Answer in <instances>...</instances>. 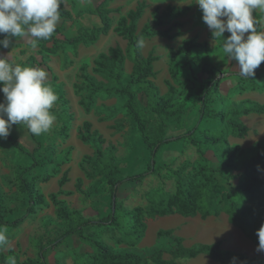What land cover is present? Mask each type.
Masks as SVG:
<instances>
[{
	"label": "trees",
	"instance_id": "1",
	"mask_svg": "<svg viewBox=\"0 0 264 264\" xmlns=\"http://www.w3.org/2000/svg\"><path fill=\"white\" fill-rule=\"evenodd\" d=\"M146 7L144 1L138 2L134 10H130L126 15L119 17L116 26L113 28L115 33L127 41L125 51L119 46L110 47L107 51L99 53L94 59L93 72L106 81H98L87 74L85 68H81L80 78L85 84L88 96L86 101L81 100L79 104L85 112H89L99 93L107 96L123 97V107L136 125L143 147L148 152V161L138 173L115 180L114 176L117 174L118 169L112 165L114 157H103L102 146L105 140L97 132L91 130L89 122H83L78 132V138L83 143L93 144L92 169L94 171L99 169L97 174L104 177L109 187L110 212L106 216L96 219H86L78 211H71L63 201L58 199V196L63 194L61 190L58 193L50 194L49 200L56 207L57 216L66 223L67 228L57 239L39 248L37 264H48L46 260L47 252L66 245L67 239L74 235L81 242L89 243L94 251L92 255H88L78 253L73 249L74 264H179L173 260L164 259L162 249L154 251L147 257H141L132 252L116 253L111 246L103 241L84 234V230L92 226L114 228L121 234V238L118 240L119 243L134 247L144 236L146 230L145 220L147 218L154 219L172 214H179L183 217L199 215L202 219H205L209 216L218 217L221 213H225L231 225L238 228L255 245H258L256 230L264 223V179L260 177L262 171H264V136L248 150H243L239 146H230L227 136L243 138L249 129L242 123L240 117L249 114H264V103L259 104L244 100L239 107L231 106L226 111L214 109L215 104L221 102L220 84L229 75L213 64L210 51L205 42H198L196 37L183 40L176 49H170L168 52V72L170 79L176 82L180 76L177 70L179 64L192 70H198L199 73L196 77L198 87L195 96L197 111L193 113L196 119L195 124L188 132L176 136H166L164 129L167 125L164 120L180 114L184 116L188 110H186L185 104L177 99V90L170 81L166 82L167 93L165 95L160 94L153 81L155 76L153 64L157 58L152 53H149L146 57H140L138 51L141 46L138 47L137 42L140 40L144 42L147 38L156 34L169 40L181 36L180 32L170 34V31L174 28L181 26L177 21H174L166 30L157 29L167 25L169 21L185 15L191 10L192 5L185 7L166 6L163 10L155 8L151 13V19L138 30L137 23ZM60 10L62 13L61 19L64 22L74 21L71 13L65 10L62 5ZM112 12V10L106 8L103 0L91 12L98 17L99 26L79 27L72 37L64 36L62 34L63 28L58 26L51 40L38 42V54L44 59L48 55L56 54L63 46H70L75 49L78 45L88 46L94 44L99 36L107 35L112 29L113 23L110 18ZM261 17V15L254 13L256 20L259 21ZM257 27L260 30L259 23ZM126 58L132 62V69L125 78L124 65ZM21 65L34 67L41 64L36 61L34 56H30ZM263 66L264 62L256 70L255 77L246 78L240 74L237 76L242 83L256 90L257 86L254 80L259 77ZM48 71H50L49 68ZM201 74L204 75V80L200 79ZM51 77L53 81L57 80L54 74H51ZM134 86L140 90L145 98L144 107H141L139 103L138 94L132 90ZM244 87L240 88L244 89ZM75 89L79 90L80 88L75 85ZM58 100L61 102L63 115L66 113L68 102L63 94L59 96ZM67 115L66 122H64L65 119L61 115L59 116L62 122L59 134L63 137H67L68 124L72 120V115ZM151 118H158L161 121L156 134H151L149 131ZM208 120H215L221 125L218 131H207L202 135L203 143L211 148H216L217 153H221L217 154L219 155L217 167L214 168L204 163L192 168L185 174L179 170H169V178L175 180L174 193H165L161 189L153 190L145 196L146 206H136L127 210L117 202V192L120 185L127 182L140 184L147 176L159 172L161 167L157 165V158L163 146L186 139L197 147L198 153L204 158L201 143L192 135L201 123ZM31 137L37 145L31 153L11 134L6 139L15 149L29 154L32 163L16 176L20 191L27 197L26 213L11 221L8 220V217L12 216L14 211L5 209L3 197L0 194L1 227H18L28 215L34 213L35 207L45 204V197L37 191L32 180L29 181L28 179V173L40 165V162L35 158L40 143L35 136L31 135ZM110 148L114 149L113 146ZM244 153H250V156L242 165V169L237 171L235 164L237 157ZM226 169L231 172L235 171L236 174L228 178L229 190L225 192V186L218 177H222ZM233 179L234 182L231 183ZM66 181L67 176L64 172L59 181V186L62 187ZM170 234L169 230H159L157 232L158 237L169 236ZM182 241L181 237L176 236L174 238V247L170 251L172 258L194 259L199 255H206L218 264H236L237 262L242 264H264L263 258L224 251L221 249L220 242L212 244L196 243L190 247H184ZM233 257H236L235 261L232 260ZM0 259L4 261L3 256Z\"/></svg>",
	"mask_w": 264,
	"mask_h": 264
},
{
	"label": "rangeland",
	"instance_id": "2",
	"mask_svg": "<svg viewBox=\"0 0 264 264\" xmlns=\"http://www.w3.org/2000/svg\"><path fill=\"white\" fill-rule=\"evenodd\" d=\"M68 5L70 4H66V6ZM195 10H197L196 12H198L202 17L201 10L199 8H195ZM118 16V13L112 14L114 24ZM94 18V25L98 26L99 19L97 17ZM202 23L204 22L202 21ZM142 26L143 24L139 25V27ZM191 34L195 35L194 33ZM196 36L198 37V35ZM2 38L3 37L0 36V39ZM104 41L103 48L100 47L101 50H105V47L109 44H112V46L119 44L122 48H124L126 43V40L116 33H114L111 38H107ZM144 46H142L139 51V54L141 55H143L142 52H144ZM148 47L150 49V46ZM167 49L168 48L159 47L156 44H153L152 50H154L158 57H160V60H158V63L156 64L158 70L156 71L153 80L160 87L161 93L167 92L166 81H170L174 84L177 90V99L179 102L184 103L186 110H188L184 116H181L180 114L176 117H170L164 120L167 125V129H164L166 136H176L178 134L188 132L195 124L196 116L194 117L193 113L197 111V107L195 106L196 89L198 87V83L196 82L197 73L196 69L192 70L179 64V66H177V70L180 76L176 82L170 79L169 74H165L164 77L161 78V52H166ZM38 50V47L32 48L26 40L22 38H13L12 44L8 49L0 47V56L9 55L14 61L22 64L29 56L36 54ZM62 50L63 51L56 56L61 60L64 59V62L69 61V49L67 50V48L64 47ZM48 57L49 56H47V58ZM92 59L93 55L90 54L85 61L86 67L92 63ZM166 66H168V63L165 64L164 71L167 70ZM130 67V63H127V73L125 78L128 76ZM98 78L102 79L100 77ZM102 81L104 82L106 80L103 79ZM77 82L79 83L78 87L80 89H74V93L80 99L83 94V90L85 89V84L81 80H78ZM47 83L48 86L53 88L56 94L58 91L60 92L61 86L59 85V82L54 81L50 84V79H48ZM255 84L258 89L264 91V74L258 77ZM244 89L252 88L247 85ZM132 90L138 94L139 103L141 107H144L145 98L141 94L140 90L135 86L132 87ZM98 96L102 99L107 98L105 94H99ZM112 97L114 101L111 106L109 105L106 107V105L102 103L99 107H97L98 109L95 110V113L99 116L104 111L102 107L107 108L108 119L115 121L114 133L115 135H118V137L114 140V149L112 150L110 146H108L107 142L103 144L102 149L104 158H108L109 156L114 157L112 165L116 166L118 169L114 179L119 180L127 175L136 174L142 170L148 161V152L143 147L136 125L133 123L131 117L123 107L124 98L118 96ZM234 98L235 97H233V99ZM3 99V93L0 92V101H3ZM229 106V104H225L221 109L226 111ZM68 108L69 110H72L69 105ZM81 109L83 110L82 107ZM69 110L67 109L66 113L62 115L61 102L57 100L51 110L56 116L53 128L47 133L35 136L40 143V148L38 149V152L35 153V158L40 162V165L28 173V179L29 181L32 180L37 191L45 197V204L35 207L34 213L28 215L16 228L0 226V229L5 231L9 241L7 246L0 247V257H4V261H1L0 259V264H37V253L39 248L42 245L57 239L66 230V223L57 216L56 207L49 200V195L57 191L58 180H60L64 172H66L67 180L72 181H70L71 183H67L65 185L67 193L70 194H62L59 198H62L63 201H65L71 211H78L85 218L91 216V218L94 219L99 216V209L102 207L99 202V198L103 195V188H105L106 183L104 182V177L97 174L99 169H95V171L92 169L93 144L81 142L78 139V130L76 134L73 135L72 139L69 138V135L67 137H63L59 134V128L62 125L59 116L61 115L65 119L64 122H66ZM184 111L185 109L183 112ZM243 120L249 128V131L244 139L250 137L248 142L251 143L252 139H258L262 133L258 132V130L254 127L256 119L250 116H245L243 117ZM160 122L161 121L158 118L150 119L149 131L151 134L157 133ZM220 128L221 125H219L217 121L208 120L201 123L192 135V137L201 143V151L204 153V158H202L198 153L197 147L193 146L186 139L163 146L160 149L157 158V165L161 167L159 172L147 176L140 184L127 182L120 185L118 188V203L125 209L130 210L136 206H146L147 202L145 196L153 190L161 189L165 193H173L175 189V180L169 178V170H179L185 174L192 168H196L204 163L211 165L214 168L217 167L219 156L217 154L221 153H217L215 150L216 148H211L207 144L203 143L202 135L204 132H215ZM27 133L30 134L26 125L23 124L13 125L11 130V135L19 143L22 138L21 135H27ZM24 137V141L20 144L31 153L32 145L25 143L26 138L27 142L30 139H28L27 136ZM227 137L228 140H230V144L233 145L231 142H235V140L232 139V136L230 135ZM236 141L239 143L242 140ZM77 145L81 146L83 149H78ZM249 156L250 153H244L237 157L235 163L237 171L242 169V165L247 161ZM31 163L32 158L29 154L15 149L6 140H0V194L3 197L5 209L14 211V214L8 217V220L10 221L21 217L26 213L28 204L27 197L20 191L16 181V176L21 170L30 166ZM235 174V171L231 172L226 169L223 172V176L218 177L223 186H225V192L229 190V186L227 185V180H229L228 178L230 176H234ZM233 182L234 179L231 180V183ZM95 212L97 213L95 214ZM153 222L156 223V219L147 218L145 220V234H147V236L151 234V236L147 241H145V245L142 247L139 245L128 247L125 244L119 243L118 240L121 238V234L118 230L110 227H88L84 230V234L103 241L107 245L111 246L113 251L116 253L132 252L138 256L147 257L154 252L156 247H158L163 250L164 258L173 260L179 264H218L212 262L205 256L198 257L193 260H177L172 258L170 251L174 247L173 237L157 236L155 244L152 243L154 241L153 237L159 229H156L157 227L154 226ZM150 223L153 225L149 226ZM142 241L143 239L141 242ZM73 249L78 253H85L88 255H92L94 252L89 243L81 242L79 238L74 235L67 239L66 245L59 246L47 252V263L74 264L75 257L72 252ZM254 257L261 256L255 254Z\"/></svg>",
	"mask_w": 264,
	"mask_h": 264
},
{
	"label": "crops",
	"instance_id": "3",
	"mask_svg": "<svg viewBox=\"0 0 264 264\" xmlns=\"http://www.w3.org/2000/svg\"><path fill=\"white\" fill-rule=\"evenodd\" d=\"M102 1L103 0H63V4H62L63 8L71 13L74 21L64 22L61 19V23L58 26H61L63 28L62 34L66 37H72L76 34V31L79 27L90 28V27L95 26L94 17L96 16L92 14L91 12ZM104 1H105L106 8L113 11L110 14V18L112 19V23H113L112 29L107 33V35L99 36L98 40L94 44H91L88 46L78 45L75 49H73L70 46H63L61 49L57 51L56 54L48 55L49 56L48 58L45 57L43 59L42 56L38 54V51L36 52V54L31 55L36 58V61L39 64H41L39 66L36 65L34 67H42V68H45L47 71H48V68L50 69V71H48L50 84L54 82L52 80L51 74H54L56 76L57 80L55 82H59V85L61 86V90L60 92L58 91L57 96L59 98V96L63 94L64 98L68 102L67 109L69 110L68 105L69 107H71L70 109H72V110H69L68 112L69 114L72 115V120L68 124L69 138L72 139L73 135L76 134L77 130L79 132L82 123L87 121L91 124L92 131H95L99 135H101L102 138L105 140V143L106 142L108 143V146L114 147L115 145L114 140L118 137V135H115L114 133L115 121L112 119L111 120L108 119L107 108L102 107L104 111L99 116H97V114L95 113V110L98 109L97 107H99L100 104L102 103H104L106 107L109 105L111 106L114 101L113 97L106 95L107 98L102 99L98 96L99 94H102V93L97 94L94 105L92 106L89 112H85L84 109L83 110L81 109L79 102L81 100L86 101L87 96H88V91L84 89L83 94L81 95L79 99V97L75 95L74 89H75V85L78 86L79 84L77 81L78 80L82 81V79L80 78L81 68H85L86 73L93 76L98 81L103 80L101 76L93 72V68L95 67L94 59L97 57L99 53L107 51V49L110 47L119 46L123 51H125L127 47V41H125L126 43H125L124 48H122V46L119 44H115L114 46H112V44H109L107 47H105V50H101L100 47L103 48V43L105 42L104 40L107 38H111L112 35L115 33L113 31V28L116 26V22L119 19V17L126 15L130 10H134L138 2H143V1L146 3L147 7L145 8L142 17L139 19L137 23L138 30L142 28V27H139L140 24L144 25L148 20L151 19V13L155 8H158L159 10H163L166 6L185 7L188 5H192L191 10L187 12L185 15L178 17L176 19H173L169 21L167 25L157 29V30H166L174 21H177L181 24V26L178 28H174L172 31H170V34L175 33V32H180L181 36L176 37L175 39L169 40V39H166L156 34V35L151 36L150 38H147L144 41L143 43V46L145 45L144 52L147 49H149L148 46H150V49L147 50L145 53L142 52L143 55L139 54V51L142 46L139 48L138 54L140 57H146L149 53H152L157 58V60L153 64V70L155 74H156V71L158 70V67L156 66V64L158 63V60H160V57H158V55L154 52V50H152L153 44H156L159 47L168 48L166 52L164 51L161 52L162 62L160 66L162 68L161 78H163L165 74L166 75L169 74L168 72V67H169L168 52L169 50L176 49L182 43L183 40L196 37L198 42H201V43L205 42L207 44L208 49L211 54V60L213 64L218 66L222 71L227 72L229 75L227 79H225L220 84L219 92H220L221 102L218 104H215L214 109L220 110L225 104H229L230 105L229 107L231 106L239 107L244 100H250L254 102L258 101L257 103L260 102L259 104L264 103V91L258 88L256 90L240 88V87L247 86V84L242 83L240 78L237 76L239 74L238 70H236L237 62L233 60H229L227 58V55L222 52V40L220 38H216V40H214L211 34V31L208 29L207 25L202 23L201 21L202 17L199 15L198 12H196L197 10H195V8L198 9L199 6L193 3L194 0H187L188 3H184L185 0H104ZM68 3L70 5L66 6V4ZM115 13H118L119 16L114 24L112 14H115ZM254 13H257L262 16L261 19L259 20V27H260V31H264V12H261L260 10H256ZM99 25H100V22H99ZM191 33H194L195 35H192ZM196 35H198V37ZM228 35H230L228 32L224 33L225 38ZM64 47L67 48V50L69 49V52H68L69 61L67 62H64L65 61L64 59L61 60L56 56L60 52L63 51L62 49ZM90 54L93 55V59H92L93 61L92 63L89 64V66L86 67L85 61L87 57L90 56ZM127 63H130L131 65L129 69V73L131 72V69H132V62L126 58L125 65H124V69H125L124 75H126L127 73L126 72ZM167 63H168V66H166L167 70L164 71V66ZM25 66H30V65H25ZM196 73H199L198 70H196ZM262 73L264 74V66L262 67V70L259 76L263 75ZM98 77L102 79H99ZM199 77L202 80L205 79L204 75L202 74ZM257 80L258 78L255 79L254 81L256 82ZM155 85L158 87L161 95H165L167 93V92L161 93L160 87L156 83ZM167 91H168V88H167ZM233 97L235 98L233 99ZM246 116H250L256 119L255 120L256 123L254 124V127L256 130H258V132H261L262 134L258 139H252L251 143L248 142V139L250 137L247 139H244L246 135L241 139L235 138L232 136V139L235 140V142H231L233 143V145L230 144V140H228V137H227V140L230 146H239L243 150L250 149L255 142L261 140L264 136V114L262 115L249 114ZM243 117L245 116H241L240 120L242 121L244 125H246V123L243 120ZM21 136L22 137L27 136L28 139H30L27 142V138H26L25 143L31 144L32 151H33V149L37 145L32 140L31 134L27 133V135L23 134ZM236 140H239V141L242 140V141L238 143ZM77 147L80 150L83 149L79 145H77ZM92 153H94V148L92 150ZM263 174H264V171H262L260 177L264 179ZM59 181L60 180H58V189L54 193H58L61 190L63 194L65 193L66 195L70 194V193H67V189L65 188V185L67 183H71L72 181L67 180L62 187L59 186ZM104 182L106 183V180H104ZM108 190H109V187L106 184L105 188H103V195L102 197L99 198V202L102 207L99 209L100 210L98 213L99 216H97L96 218L101 217V216H106L110 212V198H109ZM59 196H58V199L63 201V199L59 198ZM118 199H119V196L117 192V202H118ZM63 202L65 203V201ZM88 209H91V208H88ZM96 213L97 212H95V214ZM86 219H93V218H91V216H88L86 217ZM154 219H156V223L153 222L154 226L157 227L156 229L159 228L157 232L159 230H169L171 232L169 236L173 237V242L176 236L181 237L183 240L182 244L184 247H190L196 243L212 244L215 242H220L221 249L224 251H231V252L245 254V255L248 254L247 256L249 257H254L255 254H258L261 257H256V258L264 259V252H258L256 250L258 245H255L252 241H250L247 237H245V235L238 228L231 225L228 222V218L225 213H221L218 217L209 216L205 219H202L199 215H196L194 217H183L179 214H172V215L163 216V217H156ZM150 236L151 234L147 236V234L144 233V236L141 238V240L143 239V241L141 242L140 240L137 245L141 247L144 246L145 241H147L150 238ZM154 237H153L154 241L152 243L155 244V241L157 239V233L155 234ZM158 249L160 248L156 247L154 251ZM204 256L207 257L206 255H199L196 258L204 257ZM207 258L211 260L209 257ZM182 259H185V258H179L177 260H182ZM187 260H193V259H187ZM211 261L214 262L213 260ZM239 263L240 262H237L236 264H239Z\"/></svg>",
	"mask_w": 264,
	"mask_h": 264
},
{
	"label": "clouds",
	"instance_id": "4",
	"mask_svg": "<svg viewBox=\"0 0 264 264\" xmlns=\"http://www.w3.org/2000/svg\"><path fill=\"white\" fill-rule=\"evenodd\" d=\"M184 3H188L185 0ZM202 12V21L216 40H222V52L237 62L239 74L255 77L264 62V31L258 30L254 12H264V0H194ZM63 0H0V47L8 49L13 38H22L36 48L49 41L61 23ZM228 32L226 38L224 33ZM143 40L137 46H143ZM49 73L42 67L24 66L9 55L0 56V140H6L13 125H26L32 136L53 128L56 116L51 111L58 100L48 86ZM24 136L20 143L24 141ZM259 170V166H258ZM258 252H264V223L256 230ZM8 237L0 229V247ZM236 257L232 260L235 261Z\"/></svg>",
	"mask_w": 264,
	"mask_h": 264
},
{
	"label": "bare ground",
	"instance_id": "5",
	"mask_svg": "<svg viewBox=\"0 0 264 264\" xmlns=\"http://www.w3.org/2000/svg\"><path fill=\"white\" fill-rule=\"evenodd\" d=\"M154 224V223H153ZM152 223L149 224V226H152L153 225ZM150 231V230H149Z\"/></svg>",
	"mask_w": 264,
	"mask_h": 264
}]
</instances>
